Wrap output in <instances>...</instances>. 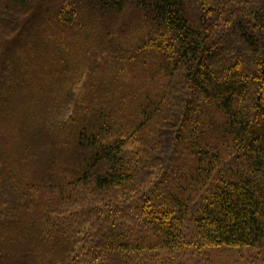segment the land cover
<instances>
[{
    "label": "trees",
    "instance_id": "trees-1",
    "mask_svg": "<svg viewBox=\"0 0 264 264\" xmlns=\"http://www.w3.org/2000/svg\"><path fill=\"white\" fill-rule=\"evenodd\" d=\"M36 1L0 0V264H264V0Z\"/></svg>",
    "mask_w": 264,
    "mask_h": 264
},
{
    "label": "rangeland",
    "instance_id": "rangeland-1",
    "mask_svg": "<svg viewBox=\"0 0 264 264\" xmlns=\"http://www.w3.org/2000/svg\"><path fill=\"white\" fill-rule=\"evenodd\" d=\"M41 1L44 2V3L40 4ZM69 1H72V0H69ZM216 1L219 4L222 3V0H216ZM223 1L228 2L227 5H231V6L234 5L235 6V10L237 8L241 9V6H240L241 2L238 1V0H223ZM36 2H38V4L41 5L42 8L44 9V8H52V7L54 8V7L58 6V5L66 3L67 0H37ZM248 3H249L248 7L250 6V4H253L254 7L256 5V1L255 0H250V1H248ZM210 4H211V6L214 5L211 2H210ZM79 12L81 13L80 16L82 18H86V17L90 16V13H87L88 11L83 9V8L80 9ZM107 19H110V18H107ZM103 22H104L103 23L104 26L106 25V26H108L110 28L113 26V22H111L109 20H105ZM118 22L119 21L116 20L114 22V24H117ZM126 24L128 25V23H124V26ZM134 27H135L134 25H132L130 27V29L127 32V35L124 38H127V37L135 38L137 36V34L135 33V28ZM94 28H96V30L98 28V30L96 31L97 35L101 34L100 35L101 37H103L105 35L104 39H105V41H107L106 34L105 33L104 34L100 33L101 32L100 26L94 25ZM82 31H84L83 35H86L88 37L92 33V32L91 33L89 32V28H83ZM74 36H76V35H74ZM131 43H134V41H131ZM116 52L120 55V52H119L118 48H116ZM108 55L109 54H107V56L106 55L103 56V58H104L103 60L100 59V60H98L96 62L95 67H93L94 69H92V71L90 72L92 74V80L91 81L94 82L95 78L96 79H101V80H106V79L108 80V77H114V76H116V77L118 76L121 80H124V78H125V80H127L128 77L126 75H128V73H127L128 68L126 70V73H124L125 77L123 76V72H122V69H121L123 64L126 65L125 59L121 58L120 60H122V61H118L116 63L114 61V59L110 58V56H108ZM112 63H113V66L111 67L110 65ZM135 63L137 64V61ZM91 64H93V61H91ZM132 66H134V65L131 64V67ZM138 66H140V65L138 64ZM123 70H124V68H123ZM86 77L87 76H84V78H86ZM136 82L140 83L139 80H136ZM81 86H82V84H78L75 87V90L78 92L81 89ZM107 95H109V94L107 93ZM249 256H250V252L249 251H245V250H242V251L234 250V249H230V250H226V249L215 250V249L207 248L206 250H201V251H195V252L187 253V254L184 255V258H174L171 261L170 260L169 261L163 260V262H160V263H157V264H249V262H248ZM167 257L170 258L169 256H167ZM154 264H156V262Z\"/></svg>",
    "mask_w": 264,
    "mask_h": 264
}]
</instances>
